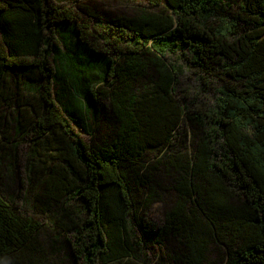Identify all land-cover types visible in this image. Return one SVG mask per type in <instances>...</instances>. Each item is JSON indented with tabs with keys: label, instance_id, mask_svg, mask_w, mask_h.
<instances>
[{
	"label": "trees",
	"instance_id": "16d2710c",
	"mask_svg": "<svg viewBox=\"0 0 264 264\" xmlns=\"http://www.w3.org/2000/svg\"><path fill=\"white\" fill-rule=\"evenodd\" d=\"M139 1L0 0V264H264V0Z\"/></svg>",
	"mask_w": 264,
	"mask_h": 264
},
{
	"label": "rangeland",
	"instance_id": "374dc122",
	"mask_svg": "<svg viewBox=\"0 0 264 264\" xmlns=\"http://www.w3.org/2000/svg\"><path fill=\"white\" fill-rule=\"evenodd\" d=\"M78 2L82 6H89L96 13H99L101 15L100 17L106 21L116 16H135L136 9L145 6V3H143L142 6L139 0H78ZM191 78L193 79L194 77ZM182 82L184 86L185 82L186 85L195 84L192 80L190 81L187 79L183 80ZM214 86L215 84L213 83V87ZM183 129V134H185V136H182L181 138L183 140L182 145H185L189 148V150H192V148L194 147L192 134L193 129H191L189 123L186 120L183 122ZM83 137L86 141H89V137L87 135L83 134ZM25 152L26 147L23 146L21 153L23 154ZM25 171L26 168L24 169V165H20L21 180L19 179L17 184L15 178H12L11 176H8L6 178L5 184H3L4 194L9 198V201L15 207V209H17L18 212L27 216H33L46 227L50 226L51 223H53L52 219H50L48 214H45L44 211H42V204H37V192H33L30 197H25V190L21 189L19 186L20 182H25ZM27 176H30L28 172ZM165 209L166 207L163 203L154 204L148 214L150 220H153L156 223L161 222ZM55 244V252L52 249L48 250L47 247L45 248L48 257H50V261L48 260L47 264H60V261H63L64 264H68L66 259H64L67 251L64 249L61 243L56 241Z\"/></svg>",
	"mask_w": 264,
	"mask_h": 264
}]
</instances>
